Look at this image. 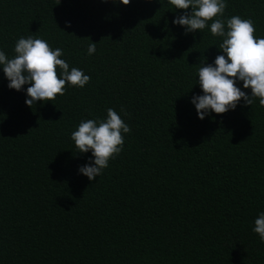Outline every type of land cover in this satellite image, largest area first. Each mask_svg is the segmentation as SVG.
I'll list each match as a JSON object with an SVG mask.
<instances>
[{
  "label": "trees",
  "instance_id": "16d2710c",
  "mask_svg": "<svg viewBox=\"0 0 264 264\" xmlns=\"http://www.w3.org/2000/svg\"><path fill=\"white\" fill-rule=\"evenodd\" d=\"M225 3L222 19L251 18L264 37V0ZM183 11L169 0H0L8 58L20 37H38L90 76L29 107L30 85L10 89L0 65V264H264L252 230L264 212V106L241 99L198 118L200 62L223 54V37L212 21L186 33L172 23ZM108 108L131 131L90 181L78 168L91 151L71 133Z\"/></svg>",
  "mask_w": 264,
  "mask_h": 264
},
{
  "label": "clouds",
  "instance_id": "9594fccd",
  "mask_svg": "<svg viewBox=\"0 0 264 264\" xmlns=\"http://www.w3.org/2000/svg\"><path fill=\"white\" fill-rule=\"evenodd\" d=\"M120 3L128 5L130 0H120ZM169 3L175 9L184 10L172 23L184 26L186 33L203 30L212 21L211 34L223 37L219 45L223 54L217 55L211 64L200 62L198 78L203 94L191 98L198 118L204 119L209 111L222 114L235 109L241 99L250 106L258 99L264 106V37L254 36V21L239 15L226 21L222 19L225 0H169ZM95 51L96 42H93L87 53L91 55ZM14 52V57L8 58L0 51V65L10 89L20 91L22 86L30 85L26 88L25 100L29 107L37 101L54 100L57 94L64 95L67 84L83 87L90 81L83 70L76 67L69 70L66 60L60 58L63 50L51 48L42 38L20 37ZM238 81L244 89H250V93L242 91L237 86ZM130 131V126L113 108L107 109L104 119L80 121L71 139L78 152L91 151L92 162L80 166L78 171L90 181L96 180L109 161L122 151L124 134ZM252 230L264 242V212L259 213Z\"/></svg>",
  "mask_w": 264,
  "mask_h": 264
}]
</instances>
